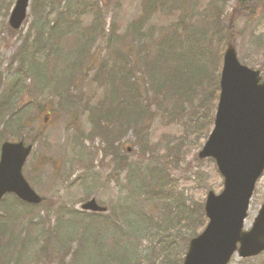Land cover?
Segmentation results:
<instances>
[{"label":"rangeland","instance_id":"374dc122","mask_svg":"<svg viewBox=\"0 0 264 264\" xmlns=\"http://www.w3.org/2000/svg\"><path fill=\"white\" fill-rule=\"evenodd\" d=\"M224 1L31 0L25 22L11 36L8 17L15 0H0V108L13 93L18 107L15 115L19 114L20 120V125L13 128L17 137L11 132L5 136L10 141L21 137L28 145L30 138L41 132L38 142L32 143L33 151L22 175L40 197L51 203L49 219L55 230V248L48 254L41 252L47 230L40 224L22 227L17 241L19 246L24 244L20 255L7 238H1L0 262L182 263L189 239L194 233L199 235L206 218L203 225L186 222L175 205L185 203L183 209L187 213L191 207L203 205L209 191L216 195L222 191L223 178L214 161L199 160L197 153L208 137L209 118L215 114V105L209 110V100L213 103L219 90L210 81L216 80L227 43L234 45L241 64L260 71L264 78V0H255L248 17L235 10L237 0ZM93 9L104 16L105 38L89 43L82 57L80 44L88 40L84 35L93 21ZM215 9L221 11L224 25L230 19L234 21V33L224 32L211 43L208 21ZM182 26L195 33L204 30L206 34L200 48L193 49L202 57V64H192L196 73H204L186 99L171 95L162 100V93L155 100L151 97L154 118L144 136L145 154L154 153L161 160L138 159L135 153L139 148L134 145L136 138L130 129L114 145L126 153L127 167L119 170L113 155L104 150L105 140L91 133L92 120L105 115L109 102L115 106L117 100H111L114 97L110 92L117 85V78L122 79L119 72L110 78L111 69L121 65L125 42L136 55L144 50L138 46L139 41L147 37L149 56L155 60L156 43L169 33L179 35ZM133 28L141 32L134 35ZM112 30L116 31V38L109 44ZM43 34L46 40H39ZM179 39L185 48L190 43L180 35ZM214 54L218 58L222 55L220 66ZM82 58L92 59L91 73L73 71ZM9 121L5 120L4 125L0 121V131ZM163 160L170 162V167H165ZM255 187L246 230L264 203V173ZM90 198L107 212H82L81 205ZM45 209L44 205L41 216ZM38 214L39 211L36 217ZM35 222L39 223L38 219L32 218ZM165 254L169 256L165 258ZM228 264H264V252L245 259L234 254Z\"/></svg>","mask_w":264,"mask_h":264},{"label":"water","instance_id":"95a60500","mask_svg":"<svg viewBox=\"0 0 264 264\" xmlns=\"http://www.w3.org/2000/svg\"><path fill=\"white\" fill-rule=\"evenodd\" d=\"M29 2L16 0L9 17L11 29L21 27ZM223 55L214 125L197 154L201 160H214L223 190L207 194L203 212L208 224L189 240L182 264H228L235 253L245 259L264 252V203L251 229L244 230L255 184L264 171V79L238 62L232 45ZM31 150L32 145L23 142L1 145L0 201L13 194L29 205L42 202L21 172ZM81 209L106 211L94 199Z\"/></svg>","mask_w":264,"mask_h":264},{"label":"trees","instance_id":"16d2710c","mask_svg":"<svg viewBox=\"0 0 264 264\" xmlns=\"http://www.w3.org/2000/svg\"><path fill=\"white\" fill-rule=\"evenodd\" d=\"M222 3H225V1L223 0ZM255 3V0H237L235 10L239 15L248 17L252 14V8ZM215 11L216 13L213 14L208 21L211 30L209 33V42L211 43L216 41V38L224 32L229 34L234 33V21L230 19L227 21L226 25H224V22H221V11L218 9H215ZM100 12L101 11L98 9L96 11L93 9V21L90 23L88 33L84 35L87 36L88 40L83 36L85 41L80 44L81 47L79 52L82 51V57H85L89 43L102 39L103 37L105 38L104 16H100ZM180 29L181 33H179V35L183 40L190 42L186 45V48L181 45L182 39H179V35H176L174 32L169 33L166 37L161 38L156 43V50H154V53L156 52L154 55L156 59L154 60L149 56L150 50L146 45L147 37L139 41L138 46L144 48V50L142 52L138 51V54L136 55L132 54L130 48H128V44L125 42L121 47V49L124 50V53L120 56L122 60L121 65L115 66L111 69V73L109 74L110 78H115V75L119 72L122 79L121 81L117 78L118 83L110 92L114 97L111 100H114L115 98L117 100L114 102L115 106L112 105L113 101L109 102L105 115H97L92 120L91 133L93 135L96 134L105 140L104 150L106 154L110 153L113 155L114 160L120 165L119 170H125L127 167L124 157L126 153L122 151L120 147L117 148L114 145L115 142H118V137L124 135L130 129H132L133 137L136 138L134 145H137L139 148V151L135 153L138 159L151 160L152 158H155L161 160L160 158H157L154 153H151L149 156L145 154L147 141L144 136L150 128V122L154 118L150 103L151 97L155 100L156 97L160 96L162 93L164 96L162 100H165L171 95H175L179 99H182V97H185L186 99L198 84L204 73V71L196 73L192 68L194 62L202 64V57L198 56L197 52L193 51V49L194 47L200 48L199 44L202 42V39L205 41L206 34L204 30L200 33H195L191 30H187V27L184 26L179 28V30ZM179 30L176 29L177 32ZM9 31L11 32V36L16 33V31H11L10 29ZM139 32H141L139 28H133L134 35H138ZM115 35L116 31L112 30L110 33L109 44H111L113 39L116 38ZM49 36H51V33H49ZM38 38L39 40H46L44 34L39 35ZM220 52H222V48H220ZM213 56L214 60H217L216 62L219 64V58L222 55L220 54L219 58L215 54ZM167 62H170L169 66H166ZM93 69L92 59L84 58L78 61L73 67V71L83 73L84 75L91 73ZM162 70L164 72L163 75H161ZM218 74L219 72L215 76L216 80L214 83L213 81H210V85L214 86L216 89L218 88ZM199 84H201V82ZM149 90L153 93L151 94ZM206 91L207 88H204L203 97L204 95L206 97ZM9 95V99L6 100L4 106L0 108L1 125H4L5 120H10L9 122H6L4 130L0 131V142L8 140L5 136L6 132H11L17 137V132L14 131L13 128H17L20 125V120L18 119L19 114L15 115L16 110H18V107H15L14 104L16 98L12 97L13 93H10ZM216 99L217 94L215 95V101L213 103L209 100V110L216 105ZM209 120L211 127L213 117L210 116ZM210 127L207 131H209ZM40 134L41 132L36 133L30 138L29 142H38ZM17 139L21 140V137ZM162 162H164L165 167H170V162L164 160ZM159 179H161V177H159ZM162 179H164V176ZM169 194L171 193H168L167 195ZM172 196L170 195L169 197L172 198ZM44 205L46 209L43 210V216H41L40 211ZM50 207L51 203H48L45 199H43L40 206L35 207L28 206L21 201L19 202V200L12 195L4 197L0 203V239L7 238V243L13 245L17 254L20 255L21 248L24 244L19 246L17 241L21 238L22 227H30L31 224H40L41 227L45 226L47 230L44 232L47 239L45 240L41 252L48 254L49 251L55 248L54 241H52L55 230L51 226V219H49ZM183 207H185V203L181 202L179 206L176 204L174 208L179 210V213L182 214L181 217L186 222L194 221L195 224H204L205 216L203 205L198 204L197 207H191L187 213L184 212ZM37 211H39V214L36 217ZM171 216L173 217L174 214L172 213ZM193 216L195 217L194 220H192ZM32 218L38 219L39 223H32ZM173 220L174 219L169 221L172 222ZM23 231H25L24 228ZM193 236H196V234L194 233ZM25 240H28V236ZM164 252H166V250H164ZM167 256L169 255L165 254V258ZM13 261L16 263L17 257H14ZM0 264H6V260H2Z\"/></svg>","mask_w":264,"mask_h":264},{"label":"bare ground","instance_id":"6f19581e","mask_svg":"<svg viewBox=\"0 0 264 264\" xmlns=\"http://www.w3.org/2000/svg\"><path fill=\"white\" fill-rule=\"evenodd\" d=\"M247 224H248V223H247V221L245 220V227H246Z\"/></svg>","mask_w":264,"mask_h":264}]
</instances>
